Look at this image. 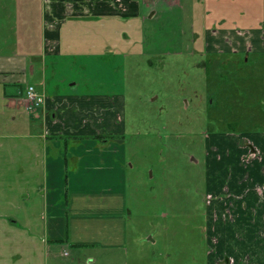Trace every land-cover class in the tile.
<instances>
[{
    "label": "rangeland",
    "instance_id": "374dc122",
    "mask_svg": "<svg viewBox=\"0 0 264 264\" xmlns=\"http://www.w3.org/2000/svg\"><path fill=\"white\" fill-rule=\"evenodd\" d=\"M176 1L150 0L153 9L137 19L101 28V57L46 63L47 94L101 96L106 131L59 147L62 156L86 158L61 160L54 177L47 264H208V145L215 135L264 133V38L240 49L249 45L247 29L264 30V0ZM33 2L19 6L18 30L0 8V34L5 53L17 49L19 33L25 45L17 50L36 61ZM213 24L234 30L227 43L238 52L210 47ZM28 76L43 81L38 70ZM18 91L0 83V139L44 128L10 104ZM10 155L0 148V182Z\"/></svg>",
    "mask_w": 264,
    "mask_h": 264
},
{
    "label": "crops",
    "instance_id": "0c3cea01",
    "mask_svg": "<svg viewBox=\"0 0 264 264\" xmlns=\"http://www.w3.org/2000/svg\"><path fill=\"white\" fill-rule=\"evenodd\" d=\"M23 1L0 0V8H6L11 28L15 30L19 29L23 17L19 13ZM33 1L36 40L32 46L37 48L36 61L28 53L17 50L18 46L25 45L19 33L13 43L17 49L5 53L0 34V83L5 88L14 85L19 89L12 94L10 104L25 106L33 118H42L44 124L37 134L0 139V148L6 146L14 152L9 156L12 160L0 182V264H47L51 249L44 238V222L52 216L50 207L58 200L54 177L61 175V160L69 165L74 164L71 159L79 158L80 165L86 158L77 154L68 157L67 150L62 156L59 147L67 149L69 140L100 139L106 133L101 128L104 125L101 124V96H49L45 86L46 63L49 60L67 62L70 56L101 57V28L105 31L118 18L128 22L145 14V9H153L150 0ZM215 26L207 29L210 47L220 50L223 46H234L227 43V37H232L234 30ZM248 31L249 45H242L241 50L248 51L250 45L264 38L263 29ZM6 45L9 46L8 41ZM37 70L43 81L40 84L26 81L28 74ZM29 85L44 96L43 106L35 113L28 110L26 89ZM54 136L61 139L55 140ZM242 136L215 135V140L209 143L208 264H228L229 260L230 264H264V234L259 233V227L264 231V133L248 134L245 136L248 145L238 149L237 140ZM252 150L258 155L248 163L243 160L242 164L241 159L251 156ZM5 163L0 159V174Z\"/></svg>",
    "mask_w": 264,
    "mask_h": 264
},
{
    "label": "built area",
    "instance_id": "2783aa9c",
    "mask_svg": "<svg viewBox=\"0 0 264 264\" xmlns=\"http://www.w3.org/2000/svg\"><path fill=\"white\" fill-rule=\"evenodd\" d=\"M26 96L29 100L28 110L31 113L37 112L38 108L43 106L44 96L36 90L35 86L29 85L27 87Z\"/></svg>",
    "mask_w": 264,
    "mask_h": 264
},
{
    "label": "flooded vegetation",
    "instance_id": "af4514ba",
    "mask_svg": "<svg viewBox=\"0 0 264 264\" xmlns=\"http://www.w3.org/2000/svg\"><path fill=\"white\" fill-rule=\"evenodd\" d=\"M235 52H238L239 50H237V49H235L234 50ZM245 51H247V50H245ZM239 136H242V135H239ZM246 141H247V139L245 138V136H242V138H241V140H237V147H238V149H240V148H242V147H244V146H247L248 144L246 143ZM208 147H209V145H208ZM210 151L211 150H208L207 151V161H208V159L210 158ZM253 151V154L251 155V156H249V155H247V156H245L243 159H241V163L243 164V162L245 161V160H247V162L246 163H248V161L250 160V158H251V160H253L257 155H258V153H255V151L254 150H252ZM209 153V154H208ZM244 160V161H243ZM208 164H209V162H207V170L209 169V166H208ZM209 200V199H208ZM206 232H207V229H206ZM259 233L260 234H264V231L262 230L261 231V229H260V227H259ZM207 234H208V232H207ZM208 238H209V235H207V240H208ZM262 238H264V235H262ZM209 250H210V246H209ZM209 252V251H208ZM228 264H230V260H229V262H228Z\"/></svg>",
    "mask_w": 264,
    "mask_h": 264
},
{
    "label": "trees",
    "instance_id": "16d2710c",
    "mask_svg": "<svg viewBox=\"0 0 264 264\" xmlns=\"http://www.w3.org/2000/svg\"><path fill=\"white\" fill-rule=\"evenodd\" d=\"M103 135H104V134H102V135H101V138H103V137H104Z\"/></svg>",
    "mask_w": 264,
    "mask_h": 264
}]
</instances>
